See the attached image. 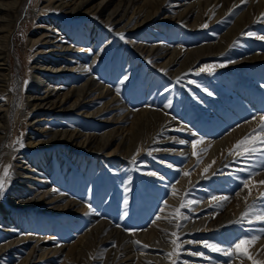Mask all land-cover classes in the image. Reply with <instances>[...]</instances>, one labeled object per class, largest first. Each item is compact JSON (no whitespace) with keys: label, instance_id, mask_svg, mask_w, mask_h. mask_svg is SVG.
Returning a JSON list of instances; mask_svg holds the SVG:
<instances>
[{"label":"bare ground","instance_id":"obj_1","mask_svg":"<svg viewBox=\"0 0 264 264\" xmlns=\"http://www.w3.org/2000/svg\"><path fill=\"white\" fill-rule=\"evenodd\" d=\"M55 1L56 5L51 12L54 16L39 19L37 21L38 24L44 25L45 28L36 34L38 36L33 41L28 42L30 47L36 46L33 50L35 54H38L34 60V65L27 66L32 76L30 90L26 96L22 93L19 99H14V93L10 89L12 82L11 42L16 25L20 20L18 18L20 6L26 0H0V96H5L4 99H0V140L6 139L9 133V117L11 115L17 122L30 116L32 117L31 120H33L30 122V125L34 131L28 135L29 146L43 150H47L48 147H55L56 149L51 152L46 151L38 158H34L33 154L29 156L18 145H6L0 150V154L5 155V166L11 164L14 173L10 187L4 198L0 199V210L11 212L5 214L7 217L5 219L0 216V259H9L16 256L21 258L18 264H27L35 259L41 260L49 256L51 257L57 251L58 246L61 248V251L64 246H51L53 243L52 237L48 238L44 236V232H38L40 235L30 232L29 235L26 230L25 234L13 238L12 233H15L19 229V219L25 213L15 215L12 212L13 208L17 207L23 210L25 208L30 210L44 208L57 211L77 206L78 211H82L86 207L84 204L69 200V194L63 196L65 192L64 190H58V180L50 181V173L45 168L49 166L52 168L54 164L56 165L54 158L58 160L59 158L55 155L59 152H64L69 157L76 159L77 150H82L86 153H101L102 157L117 154L125 156V158L130 157L135 159L145 151L150 142L154 140L156 134L160 132L162 126L179 127L178 123L171 125L169 114L165 108H163L164 111L150 110L149 108H143L141 111H138L126 108L123 101L119 99L118 93H114L113 90L108 88L105 80L99 81L90 72L91 67L106 53L108 40H111V38L107 37V40L104 39L105 34H102V30L97 28L98 24L87 26L88 24L86 23L87 25L81 30H70L69 25L65 21L81 17L101 18L105 27L110 26L116 27L118 30L128 29L133 31L144 25H150L153 28L152 25L157 20H175L182 22L190 28H199L204 27L203 25L205 24L207 26L215 24L229 10L232 11L237 7L235 15L230 18V23H228L230 27L219 34L218 39L212 42L201 43L198 46L184 48L180 43L167 46L160 42L149 43L147 45L145 44L146 42L144 44L138 42V39L135 38L136 36L133 40H131V37L127 38L128 43L134 47L138 55L140 54L151 65L165 71L172 77L186 70L188 67L194 68L195 64L204 57L224 54L233 50L231 46L234 44L235 38L242 35V32L249 31L247 33H251V35H248L255 38L264 36V33L257 30L254 25L255 21L264 20V0H207L204 5L202 3L191 4L186 8H183L184 5L179 0H171L170 8H163V4L170 0ZM172 5L180 7L177 9L172 7ZM36 13L37 10L34 9L32 15L37 16ZM44 14L48 13L42 10L38 15ZM56 16H62L65 21L61 20V17L57 18ZM152 41L149 40V42ZM240 51L241 55H237ZM91 54H94V57L92 62L88 63L87 58ZM233 55V60H230L231 65H234V63L236 65L239 63L247 64L251 61L264 64V51L252 54L240 46V50H236V55ZM261 84L264 87V84ZM233 95L236 101H240L242 97L245 98L246 106L245 108H237L235 106L234 113L236 115H232L225 110L223 111L221 116L226 122L224 129L231 130L222 139L208 140L205 138L202 140L203 146L206 147V149L204 148L205 153H207L202 165L205 168H209L208 172L205 173L206 175L217 170H220L221 173H226L227 169L225 167L231 161L236 162L234 161L235 159L244 161L245 167L252 170L250 165L247 164V158L244 159L243 156L230 155L229 151L231 147L237 144L241 137L253 133V130H257V133L253 137H260L259 128L261 125H264V119L261 118L264 117V94L252 86L250 89L241 88L234 90ZM230 107L233 108L232 105ZM67 113H77L84 117L95 118L104 123H112V126L100 133H81L76 130V127H78L76 119L70 115L72 119L68 120V122L72 125V128H69L70 126L60 127L59 119L65 118ZM245 113H250L249 120H247ZM151 115L158 117L159 123L148 133L145 140L142 139L141 142V138H139L141 134L138 135L136 127L133 130V124L129 125V127L126 124L132 118L136 117L139 123L141 119H147L146 117ZM53 118L55 120L52 122ZM43 121H46L45 127L42 125ZM234 122H238L239 124L237 126L233 125ZM165 123L166 125H164ZM186 126L187 128L191 127L192 122ZM204 127L208 136H215L214 132H220L218 129L213 130L210 126ZM184 130L190 132L186 128ZM136 138L139 139L133 142ZM192 139L190 136H187L184 138V145H168L169 148L166 151L174 154L178 153L185 160L190 159L188 165H191L195 157H191L193 147L187 148V145H189ZM139 140L140 143H138ZM159 140L162 139L160 138ZM254 145L261 146L262 144L255 142ZM23 149H27L25 145H23ZM201 156L202 154L197 155L198 159ZM22 160L23 162H21ZM24 160L28 161L24 162ZM58 162L62 163L63 160ZM101 168L103 167L100 165L96 169V176L101 175ZM203 176L204 174L201 171L192 176L183 174L182 180L177 185L176 193L170 197L173 199L172 206L165 207L166 210L169 209V212L160 213V218L151 225L154 229L151 231V234L139 236L140 234H145L146 230L135 234L143 242L142 244H137L139 248L137 252L134 250L136 253L131 249L130 237L128 238L127 234L114 227H109L102 220L94 226L92 250L89 256L86 259H75V257L71 258L67 255L65 261L59 260L61 261L60 264H176L178 258L181 257V249L184 248V251L194 252L192 247L200 245V238L198 236L191 237V232L201 233L204 229L234 220L238 217L243 207L248 206V202L246 201L241 207L235 206L230 208L226 216H220V220H218V214L216 215L215 212L205 214L202 219L200 216H196L191 212L186 213L185 211L177 216L176 210L179 209V212H181L180 202L183 199L185 189ZM259 176L255 177V180L250 179L247 181V187L242 188L241 192L238 193L241 200H245L246 197L250 198L249 193L255 188L258 190H256L258 194L259 188H257L258 186H256L255 181L259 179ZM84 177L86 178V176ZM70 181H72L70 185L74 186L76 184V178L70 179ZM226 193V191L218 193L219 195H216V197H223ZM210 200L211 198L203 200L204 202L201 201L197 204V208H194V212L198 209L204 210V207L212 202ZM8 204H10V207H8ZM254 217H256L255 214ZM32 219L38 220L39 218L34 214ZM177 225H180V227H177ZM254 226H257L259 230L257 234L253 232L254 237L257 238L255 239L256 246H253L252 257L253 260L264 261V249L260 254H258L257 249L258 245L264 243V222L262 225L257 223ZM172 233H176L177 235L173 236ZM185 233H188V235L185 236ZM3 234L7 235V239H12L1 243ZM114 234L122 237L119 240L118 248L110 254L109 252L102 251L105 240L112 238ZM174 240L176 243L172 242ZM136 241L138 240H133V242ZM80 242L84 243L83 238L80 239ZM20 249L25 250L23 255H20ZM169 253H172V255H169ZM203 253L205 254L204 251ZM234 255V260L228 264H252V260L245 261L238 255V252ZM61 256L62 254L57 256V258ZM68 259H72L73 262H69ZM187 263L206 264V261L205 259L196 260L188 258ZM211 264L226 263L218 259L217 262Z\"/></svg>","mask_w":264,"mask_h":264},{"label":"rangeland","instance_id":"obj_2","mask_svg":"<svg viewBox=\"0 0 264 264\" xmlns=\"http://www.w3.org/2000/svg\"><path fill=\"white\" fill-rule=\"evenodd\" d=\"M179 1H182V5H184L183 8H186L191 4L202 3L204 5L207 0ZM55 5V0H26V2H22L20 6V11L18 13V18L20 20L16 25L11 42L12 82L10 89L14 93V99H19L22 93L26 96L30 90L32 76L27 66L34 65V60L38 54H35L33 50L36 46L30 47L28 42L31 40L33 41L38 36L36 34H38L41 29L45 28L44 25H39L37 21L43 17L54 16L51 12L54 10L53 8ZM163 5V8H170L171 0ZM172 7L179 9L180 6L172 5ZM236 8L237 7L232 11L229 10L219 21L207 27L190 28L182 22H177L175 20H157L152 25L153 28L156 29H153L150 25H144L133 31L128 29L118 30L116 27L110 26L105 27L101 18L81 17L65 21L62 16H58L59 18L61 17V20L67 22L70 30H81L87 24V26L98 24L97 28L102 30V34H105L104 39L107 40V37L111 38V40H108L109 43L106 53L93 67H91L90 72H92L99 81L105 80L108 88L113 90L114 93H117L115 92L116 88H120L118 97L123 101L126 108L138 111H141L143 108H149L150 110H163V108H165L169 114L171 125L178 123L179 127L172 128L162 126L160 132L156 134L154 140L150 142L145 151L134 159L135 163H133V159L130 157L125 158V156L123 157L117 154L102 157L103 155L101 153H86L82 150H77L76 159L69 157L64 152H59L55 155L59 158V160L54 158L56 165L54 164L52 168L51 166L45 168V170L50 173V181L58 180V190H64L65 192L63 196L69 194V200H73L77 203L79 202L82 205L84 204L86 207L82 211H78L77 206L71 208L67 207V209L63 208L57 211L44 208L35 210H30L28 208L24 210L17 207L13 208L12 212L15 215L23 212L26 213L19 219V229H17L15 233H12L13 238L25 234L26 230L29 235L30 232H35L36 235H40L38 232H44V236L48 238L52 237L53 243L51 246H64V248L62 247V251L58 246L57 251L55 254L51 255V257L49 256L41 260L35 259L27 264H60L62 260H66L67 255L71 258L75 257V259H86L92 250L94 226L102 220L105 221L109 227H114L127 234L133 245L132 246L129 242L132 251L134 252V250H136L137 252L139 248L138 245L143 242L140 241L141 239L137 238L138 235L135 234L143 232L144 230L147 232L139 236L151 234V231L154 230L151 225L157 220V216L160 217L161 212H169V209L166 210L165 207L172 206L173 199L170 198L171 195H173L172 189L173 187L177 189V185L186 172L189 173V175L186 176H192L201 171L204 176L185 189L183 199L180 202L181 212H179V215H181L183 211L186 213L191 212L196 216H200L202 219L205 214L215 212L216 215L218 214V220H220V216H226L230 208L235 206L241 207L246 201L248 202V206L243 207L238 217L234 220L213 226L209 229H204L201 233L191 232V237L198 236L201 242L209 241L217 243L221 247H227L241 238L250 239L254 237L253 232H256V234L258 233L259 228L254 225L257 223L262 225L263 222L260 220L257 221L254 214L256 216L261 209H264V184L260 183V181H264V145H254L257 147V152L250 156H243L244 159H248L249 163L247 162V164L250 165L252 170L245 167L244 161L235 159L234 161L236 162L231 161L229 165L225 167V169H227L226 173H221L220 170H217L215 171L216 173L212 172L209 175L205 174L208 171L205 172L206 168L202 165L207 156V153H205L206 147L203 146L202 142L193 148L191 157H195V160L191 165H188L190 159L185 160V158L178 153L177 155L166 150L169 148L168 145L176 146L181 144L179 141H184V138L187 136L193 138L190 140L187 148H192V142L201 138H203V140L205 138L208 140L222 139L224 135L231 130L224 129L226 122L221 116L223 111L225 110L232 115H236V113H234L235 106H237V108H245L246 106L245 98L242 97L240 101L234 100V90H239L241 88L250 89V87L253 86L264 94V87L261 84H264V64L262 65L254 61L248 62L247 64H230V60H233L234 57L233 54L236 55V50H240V46L244 47L248 53L252 54L264 51V39L249 36V33H247L249 31L242 32V35H240L241 37L235 38L234 44L231 46L233 50L225 52L224 54L204 57L195 64L194 68L188 67L174 77L151 65L144 57L140 54L138 55L134 47L127 41V38L131 37V40L136 38L138 42H142L143 44L146 42L145 44L147 45L149 43L154 44L160 42L161 44L172 46L176 43H180L184 48L198 46L208 41L212 42L218 39L219 34L226 31V28L230 27L228 23H230V18L235 15ZM34 9L37 10V16L32 15ZM42 10L47 11L48 14L38 15ZM254 25L257 30L264 33V20L255 21ZM121 35H123V39H121ZM149 40L153 41L149 42ZM240 53L241 51L237 55H241ZM93 57L94 54H91L87 58L88 63L92 62ZM221 64H225L224 67H220L219 65ZM204 65L213 66L214 71L211 73L201 71ZM125 75L128 76V79L121 83L120 81ZM192 81H195V83H192ZM209 93H211V95H209ZM196 94H198L200 98ZM4 98L5 96H0V99ZM169 101H171L172 106L167 108L165 104ZM231 105L233 108L230 107ZM70 115L76 119L75 121L78 126L76 130L81 133H100L112 126V123H104L95 118L84 117L77 113H67L65 116V118L67 117L66 119H59L60 127L70 126L69 128H72V125L68 122V120L72 119ZM245 116L247 120L250 119V113H245ZM146 118L147 119H141L138 123L135 117L126 124L128 127L133 124V130H135L134 128L136 127L138 135L141 134L139 137L141 138V142L142 139L145 140L148 133L159 123V118L154 115L147 116ZM31 119L32 117L28 116V118H23L17 122L11 115L9 117L10 126L8 130L9 133L6 137L7 140H0V150L6 145H18L19 148L29 156L33 154L34 158L42 156L46 151L51 152L56 150L55 147H48L47 150H43L29 146L28 135L34 131L30 125V122L33 121ZM54 120L53 118L52 122ZM190 122H192V126L187 128L186 125H190ZM238 124V122L233 123V125L236 126ZM42 125L45 127L46 121H43ZM164 125H166V123ZM204 126H210L213 130L218 129L221 133L214 132L215 136H208ZM185 128L190 132H186L184 130ZM139 138L134 139L133 142L137 141ZM160 138L162 140H159ZM242 138L243 137H241V139ZM251 139L254 144L255 142H259L260 137L252 136ZM138 143H140V140ZM21 144L25 145L27 149L21 148ZM181 145H184V143ZM234 148L235 146L231 147L229 153L233 151ZM149 153H151V155H149ZM199 154H202V156L198 159L197 155ZM0 159V173H2L5 167V155L0 154ZM60 160H63V162H58ZM27 161L28 160H24V162ZM21 162H23V160ZM100 165L103 167L101 168V175L96 176V169ZM207 169L209 170V168ZM149 172H155L157 175H148L147 173ZM84 176H86V178ZM257 176H259V179H257L255 183L256 186H258L257 188H259L258 194L255 188L251 190L250 198L246 197L245 200H241L238 193L244 188V182L250 179L255 180L254 178ZM161 177H163V179H161ZM73 178H76V184H74V186L70 185L72 184L70 179ZM129 180L131 183H129ZM224 191L227 193L223 197H228L227 200L213 199V197L219 195L218 193H223ZM209 198H211L210 201L212 202L205 206L204 210L198 209L194 212V208H197V204ZM125 199L128 200L127 209L123 207V201ZM188 201H194V203L188 204ZM182 203L185 205L184 207H181ZM89 204L91 205V209L89 208ZM192 206L194 207L192 208ZM8 207H10V204H8ZM161 209H163V211H161ZM125 212H127V215H124ZM246 212L249 213L247 218L244 217ZM8 213L11 212L0 210V216L3 219L7 218L5 214ZM34 214L39 218L38 220L32 219ZM184 235L186 236L188 233ZM2 238L3 240L1 243L12 239H7V235L5 236L4 234ZM81 238H83L84 243L80 242ZM120 238L122 237L114 234L112 238L105 240L102 251L109 252V254L115 251L118 248ZM133 240H138L140 243L137 245ZM253 246H256V240L242 247L248 255L252 256ZM257 247L258 254H260L264 249V243ZM184 250V248L180 250L181 257L178 258L176 264H185L188 258H194L196 260L205 259L206 264L217 262V260L220 259L228 264L235 258V255L229 257L223 255L221 252H212L205 248L202 243H200L198 247H192L194 252ZM195 252L203 253L204 255H192V253ZM24 253L25 250L20 249V255ZM61 254L62 256L57 258V256ZM238 255L245 261H249L242 252H238ZM20 259L21 258L16 256L9 259H0V264H18ZM71 261L72 259L69 260V262Z\"/></svg>","mask_w":264,"mask_h":264},{"label":"snow or ice","instance_id":"obj_3","mask_svg":"<svg viewBox=\"0 0 264 264\" xmlns=\"http://www.w3.org/2000/svg\"><path fill=\"white\" fill-rule=\"evenodd\" d=\"M204 27H207V24L203 25ZM249 35H251V33H249ZM121 39H123V35H121ZM260 39H264V36L260 37ZM220 67H224L223 64L219 65ZM201 71H207L209 73L213 72L214 71V68L213 66H210V65H204V67L201 69ZM128 79V76L125 75L122 80L120 81L121 83H123L124 81H126ZM192 83H195V81H192ZM116 92L119 94L120 92V88H116ZM209 95H211V93H209ZM172 105H171V101H169L167 104H165V107L167 108H170ZM262 119H264V117H261ZM257 133V130H253V133H250L249 135H246L245 137H243L240 141L237 142V144L235 145V148L233 151L230 152V155H235L237 157H241V156H245V155H253L257 152V147L254 146L253 144V141L251 139V137L253 135H255ZM259 135H260V140H259V143L264 145V125H261L260 128H259ZM203 140V138L199 139V140H196V141H193L192 142V147L195 148L197 144L201 143ZM179 143L183 144L185 143V141L181 140L179 141ZM21 147H23V145L21 144ZM195 154V153H194ZM149 155H151V153H149ZM133 163H135V160L133 159ZM214 163V161H213ZM12 165L9 164L7 166H5L3 168V171L2 173H0V199H3L8 188L10 187V184H11V180H12V177L14 175L13 171H12ZM209 167H211V165H209ZM242 170H247V169H242ZM208 169L206 168L205 169V172H207ZM148 175H151V176H156L157 173L155 172H149L147 173ZM185 175H189V173H184ZM161 179H163V177H161ZM129 183H131V181L129 180ZM261 184H264V181H260ZM244 187H247V181L244 182ZM173 191V194L176 193V189L175 187H173L172 189ZM251 194V193H249ZM213 199H221V200H227L228 197H213ZM188 204H191V203H194V201H188L187 202ZM166 204V202H165ZM185 205L182 203L181 204V207H184ZM123 207L125 209H127L128 207V200L125 199L123 201ZM89 208L91 209V205L89 204ZM161 211H163V209H161ZM124 215H127V212L124 213ZM176 215L179 216V209L176 210ZM249 216V213L246 212L244 214V217L247 218ZM160 217L157 216V219H159ZM256 219L257 220H260L262 222H264V209H261L259 211V213L256 215ZM249 222H252V221H249ZM177 227H180V225H177ZM173 236H176L177 234L176 233H172ZM256 237H252V238H241L235 242H233V244L227 246V247H221L220 245H218L217 243H214V242H209V241H202L200 243L203 244V246L207 249H209L210 251L212 252H221L223 255H226V256H233L234 254H236L237 252H242L243 255L249 259V260H252V264H264V262H261V261H256V260H253L252 256L248 255L246 251L243 250V247L244 245L246 244H250L253 240H255ZM173 243H176V241H172ZM137 244H139L140 242L139 241H136ZM145 247H147V245H145ZM177 247H179V245H177ZM169 255H172V253H169ZM192 255H201L203 256L204 254L203 253H192ZM207 258V257H206ZM186 264V262H185Z\"/></svg>","mask_w":264,"mask_h":264}]
</instances>
